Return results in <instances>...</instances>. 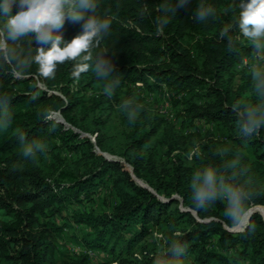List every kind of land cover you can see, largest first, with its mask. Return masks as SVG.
Segmentation results:
<instances>
[{
  "label": "trees",
  "instance_id": "obj_1",
  "mask_svg": "<svg viewBox=\"0 0 264 264\" xmlns=\"http://www.w3.org/2000/svg\"><path fill=\"white\" fill-rule=\"evenodd\" d=\"M237 2L190 0L161 31L165 0H98V14L112 24L95 51L114 53L121 80L111 97L91 71L73 79L74 61L58 65L54 79L39 77L35 64L23 79L0 68V95L12 97L13 117L0 132V264H153L178 239L189 264H264V128L245 141L232 111L234 103L259 102L242 65L252 47L238 28L235 51L219 37L238 15L225 9ZM200 3L215 7L219 19L193 20ZM80 31L81 23L66 19L59 34L68 42ZM19 47L35 53L30 37ZM36 79L62 97L39 89ZM143 94H167L178 127L147 108ZM127 100L140 105L134 122L120 108ZM50 111L63 119L55 130L38 115ZM198 120L210 128L190 145L185 132L197 135ZM19 132L47 145L35 163L22 157ZM237 157L258 193L250 205L255 228L244 233L229 230L223 202L196 212L191 201L197 170ZM104 186L113 194L108 206L86 209ZM74 224L88 230L67 233ZM87 251L106 257L93 262Z\"/></svg>",
  "mask_w": 264,
  "mask_h": 264
},
{
  "label": "clouds",
  "instance_id": "obj_2",
  "mask_svg": "<svg viewBox=\"0 0 264 264\" xmlns=\"http://www.w3.org/2000/svg\"><path fill=\"white\" fill-rule=\"evenodd\" d=\"M189 4L190 0H171L170 3L165 0L160 9L162 15L157 18L161 31ZM14 6L17 11L12 14ZM98 6V0H0V68L8 66L13 79H23L35 64L39 77L54 79L58 65L74 61L73 79L79 80L82 73L91 71L104 82V94L111 97L121 80L116 73L114 53L95 51L102 39L109 35L112 24L110 18L98 14ZM228 11L238 12V15L219 33L220 39L226 38L228 50L235 51L239 37H233L231 32L233 28H238L243 38L251 43L255 58V62L249 65V71L252 91L259 102L232 105L238 121V135L247 141L264 128V0H238L225 9V12ZM192 18L202 23L219 19L216 8L204 3L195 7ZM66 19L81 23L80 33L68 42L59 34ZM26 37L31 38L32 47L34 42L37 45L33 47L35 53L25 52L19 47ZM11 100L12 97L7 94L0 95V132H6L11 127ZM30 100L36 101L37 96H31ZM120 108L129 122L137 119L140 105L135 101L127 100ZM38 115L51 120L53 130L63 124L58 113L55 118L49 112ZM16 138L21 145V155L26 160L35 163L38 154L45 155L47 152L44 142L29 141L23 132H19ZM194 154L199 156V152ZM247 173L248 169L238 157L226 160L220 167L207 166L197 170L190 184L193 210L207 212L217 202H223V217L229 222L230 231H253L255 225L250 223V205L258 193L253 190ZM153 264H189V249L178 239Z\"/></svg>",
  "mask_w": 264,
  "mask_h": 264
},
{
  "label": "rangeland",
  "instance_id": "obj_3",
  "mask_svg": "<svg viewBox=\"0 0 264 264\" xmlns=\"http://www.w3.org/2000/svg\"><path fill=\"white\" fill-rule=\"evenodd\" d=\"M255 62V58L253 55L250 57H246V62L243 61V66H245L249 71V65L251 63ZM143 98L147 103V108L151 109L154 113H157L159 116L165 118L169 123H172L175 125V127H178L179 123L176 121L175 118V111L173 106L171 105L170 99H168L167 94L158 96L154 94H143ZM196 127H198L199 133L197 135L188 134V132H185L187 136L191 139V144H196V140L201 137L207 129L210 128V126L205 123L203 120L195 121ZM98 153V152H97ZM125 164V163H124ZM125 167L127 168V165L125 164ZM129 167V166H128ZM112 193L109 192L108 186L102 187V189L98 192L97 195H95L94 201L88 204H85L86 209H94L95 211L102 210L103 208L108 206V203L110 202L112 198ZM254 206L250 207L253 208ZM1 217V216H0ZM88 228L82 225H73V229L67 227L66 232L70 233V231L77 233L78 235H81L83 232L87 231ZM154 236L158 237L159 235L157 233H154ZM76 247L75 244H69V248L72 249V247ZM106 256L102 253L93 254L91 256V259L93 262L95 261H102L104 260ZM112 264V263H110Z\"/></svg>",
  "mask_w": 264,
  "mask_h": 264
},
{
  "label": "built area",
  "instance_id": "obj_4",
  "mask_svg": "<svg viewBox=\"0 0 264 264\" xmlns=\"http://www.w3.org/2000/svg\"><path fill=\"white\" fill-rule=\"evenodd\" d=\"M244 62H246V59L244 60ZM35 85L39 88V89H42V90H44V91H46V92H48V93H54V94H57V95H59V96H61L62 97V95L60 94V92L57 90V89H50V88H48L46 85H44L42 82H40L39 80H37L36 79V82H35ZM41 85H43V87L41 86ZM136 85L137 86H140L141 85V83H136ZM71 89H76V82H73L72 84H71ZM50 113H52L53 114V118H55V114H59V112L58 111H50ZM82 135H87V134H82ZM88 137H89V139H90V141L91 142H94V135H87ZM95 149H96V147H95ZM113 157H115V156H113ZM116 158V157H115ZM117 159V158H116ZM74 251H76V252H78V251H81L82 250V248H80V247H78V246H76V247H73L72 248ZM91 256L93 255V253L91 252V251H87Z\"/></svg>",
  "mask_w": 264,
  "mask_h": 264
},
{
  "label": "water",
  "instance_id": "obj_5",
  "mask_svg": "<svg viewBox=\"0 0 264 264\" xmlns=\"http://www.w3.org/2000/svg\"><path fill=\"white\" fill-rule=\"evenodd\" d=\"M96 151H97L98 153H100L101 155H103V156H104L105 158H107V159H114V160H116L115 157L109 155V154L106 153V152H101V151H99L97 148H96ZM126 169L129 171V173L131 174L132 178L136 181L137 178H135V177L132 175L131 168L127 167ZM144 187L148 188V186H144ZM254 207H255V206H254ZM254 207L250 209L251 213H252L253 211H256V210L254 209ZM229 230H230V229H229Z\"/></svg>",
  "mask_w": 264,
  "mask_h": 264
}]
</instances>
